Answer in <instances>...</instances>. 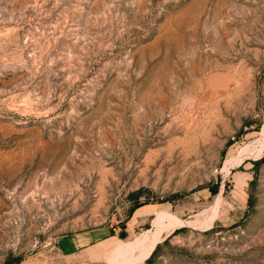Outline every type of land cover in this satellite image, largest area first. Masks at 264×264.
Wrapping results in <instances>:
<instances>
[{
	"label": "rangeland",
	"instance_id": "1",
	"mask_svg": "<svg viewBox=\"0 0 264 264\" xmlns=\"http://www.w3.org/2000/svg\"><path fill=\"white\" fill-rule=\"evenodd\" d=\"M262 154L264 0H0V264H264Z\"/></svg>",
	"mask_w": 264,
	"mask_h": 264
},
{
	"label": "trees",
	"instance_id": "2",
	"mask_svg": "<svg viewBox=\"0 0 264 264\" xmlns=\"http://www.w3.org/2000/svg\"><path fill=\"white\" fill-rule=\"evenodd\" d=\"M260 159H264V154L261 155ZM134 206H135V205H134ZM131 208H133V207H131ZM165 239H166V236L163 237L162 240H165ZM157 246H158V242H156V243L154 244V246L152 247L151 251H150L149 254L146 256L145 261L149 260V257H151V255L155 252ZM19 258H20L19 256H16L14 260L16 261V260H18Z\"/></svg>",
	"mask_w": 264,
	"mask_h": 264
},
{
	"label": "water",
	"instance_id": "3",
	"mask_svg": "<svg viewBox=\"0 0 264 264\" xmlns=\"http://www.w3.org/2000/svg\"><path fill=\"white\" fill-rule=\"evenodd\" d=\"M124 233H125V231L123 230V229H121L120 231H119V235H124Z\"/></svg>",
	"mask_w": 264,
	"mask_h": 264
}]
</instances>
